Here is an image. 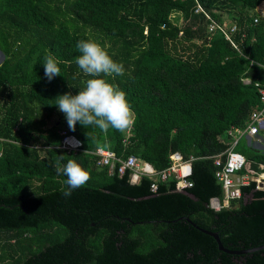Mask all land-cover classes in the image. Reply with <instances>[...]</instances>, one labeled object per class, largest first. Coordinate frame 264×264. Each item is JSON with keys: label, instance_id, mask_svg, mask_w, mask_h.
I'll return each mask as SVG.
<instances>
[{"label": "trees", "instance_id": "trees-1", "mask_svg": "<svg viewBox=\"0 0 264 264\" xmlns=\"http://www.w3.org/2000/svg\"><path fill=\"white\" fill-rule=\"evenodd\" d=\"M212 21L234 24L229 39L208 29ZM89 36L124 66L105 79L126 93L135 113L129 131L79 123L72 131L55 105L90 78L76 64V45ZM263 51L264 0H0V264H264V247L228 253L198 228L216 231L227 248L264 243V188L254 180L239 184L227 206H209L223 196L213 155L224 159L227 128L237 131L260 106L254 81L264 84ZM49 53L60 61L51 81ZM63 128L80 149L59 146ZM240 137L233 148L244 161L235 172L264 171V150ZM95 147L132 153L154 171L192 155L191 184L177 191L172 174L157 173L130 182L118 160L97 165ZM69 159L91 178L65 197L57 167Z\"/></svg>", "mask_w": 264, "mask_h": 264}, {"label": "clouds", "instance_id": "clouds-1", "mask_svg": "<svg viewBox=\"0 0 264 264\" xmlns=\"http://www.w3.org/2000/svg\"><path fill=\"white\" fill-rule=\"evenodd\" d=\"M76 47L81 53L76 57V64L90 78L84 81V87L75 95L65 92L56 97L55 105L64 113L69 129L75 131L79 123L85 128L96 126L104 132L109 128L119 132L129 131L135 123V113L126 93L105 79L123 75V64L114 61L105 47L91 36L78 41ZM59 64L60 61L51 53L45 57L44 75L49 81L60 75ZM73 78H76L75 75ZM0 156H3L2 150ZM57 172L66 177L65 197L91 178L89 170L73 159H69L63 167L58 166Z\"/></svg>", "mask_w": 264, "mask_h": 264}, {"label": "built area", "instance_id": "built-area-1", "mask_svg": "<svg viewBox=\"0 0 264 264\" xmlns=\"http://www.w3.org/2000/svg\"><path fill=\"white\" fill-rule=\"evenodd\" d=\"M196 9H201L197 4ZM205 13V11H204ZM205 15H207L205 13ZM256 18L254 17L253 20ZM224 22V21H223ZM224 24H217L215 22H210L208 24V29H213L215 26L220 28L224 32V36L229 39V32L233 30L234 24L226 30ZM264 57V51H263ZM247 82L248 79H244ZM254 85L257 86L258 98L260 101V106L254 107L248 113V119L244 121V125L236 131V127L231 125L227 128L226 133L232 138L229 147L225 150L224 159L221 160V152L213 155V163L216 165L214 170V175L216 179L220 182L222 188V197L213 195L209 198V206L213 209H218L221 206H227L228 198L238 197L240 194L239 184H246L250 180L255 181L256 188H264V171H259L256 175H249L247 173L237 174L235 171L239 168L243 161L244 156L242 153L236 151L233 146L240 136L245 139L247 137L250 139L255 135H259V130L264 128V84H260L258 81H254ZM59 134L61 135L59 146L66 149L67 151H76L80 149L81 141L73 133L67 131L66 129H60ZM261 136V135H259ZM76 142H79L77 145ZM95 154L98 155L96 159V164H106L112 165L114 160H118L116 170L118 173H122L126 168L130 169L129 181L134 182L138 179L141 173H147L151 175L152 173H157L160 179H164L167 175L172 174L175 178L176 188H183L191 184V181L185 176V166L189 163L192 155H188L186 158L175 157L166 167L154 171L151 165L145 161H142L139 166V160L137 157L129 153L124 158H120L115 155L113 150L107 147H95L93 150ZM260 168H264L263 163H259ZM150 189L154 190L156 182L152 180L149 183Z\"/></svg>", "mask_w": 264, "mask_h": 264}, {"label": "water", "instance_id": "water-1", "mask_svg": "<svg viewBox=\"0 0 264 264\" xmlns=\"http://www.w3.org/2000/svg\"><path fill=\"white\" fill-rule=\"evenodd\" d=\"M247 141H248V138H247ZM254 189H255V187L249 190V192L246 194L247 198H250L252 196V192H253ZM177 191L185 192V189L184 188H179V189L177 188ZM189 221H190V219H189ZM190 222L193 225H195L194 222H192V221H190ZM196 227H198V226H196ZM198 228L201 231L206 232L207 234L211 235L214 238V240L216 242V245H217V248L219 250H222V251H225V252H228V253H242V252L251 251V250H254V249H258V248L264 247V243H261V244H258V245H255V246H251V247H248V248H241V249L227 248L219 240V237H218L216 231L208 230V229H205L203 227H198Z\"/></svg>", "mask_w": 264, "mask_h": 264}, {"label": "rangeland", "instance_id": "rangeland-1", "mask_svg": "<svg viewBox=\"0 0 264 264\" xmlns=\"http://www.w3.org/2000/svg\"><path fill=\"white\" fill-rule=\"evenodd\" d=\"M227 21V20H226ZM0 58H1V52H0ZM243 137V136H241ZM240 137V138H241ZM263 135L262 136H259V135H255L253 137H251L248 141L244 138V143L245 145L247 146H255L257 147L258 149H261V150H264V137ZM142 161L139 160V166L141 165Z\"/></svg>", "mask_w": 264, "mask_h": 264}]
</instances>
